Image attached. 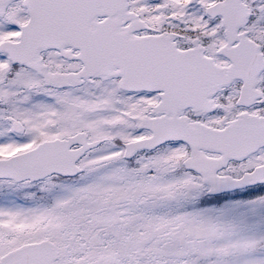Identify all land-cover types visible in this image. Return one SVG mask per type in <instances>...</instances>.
<instances>
[{
	"label": "snow or ice",
	"instance_id": "6c2138e0",
	"mask_svg": "<svg viewBox=\"0 0 264 264\" xmlns=\"http://www.w3.org/2000/svg\"><path fill=\"white\" fill-rule=\"evenodd\" d=\"M0 264H264V0H0Z\"/></svg>",
	"mask_w": 264,
	"mask_h": 264
}]
</instances>
